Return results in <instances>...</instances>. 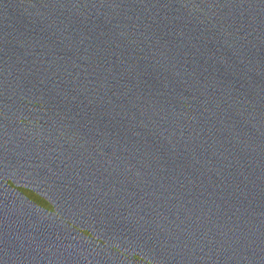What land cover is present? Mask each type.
<instances>
[{"label":"water","instance_id":"obj_1","mask_svg":"<svg viewBox=\"0 0 264 264\" xmlns=\"http://www.w3.org/2000/svg\"><path fill=\"white\" fill-rule=\"evenodd\" d=\"M0 264H264V0H0Z\"/></svg>","mask_w":264,"mask_h":264}]
</instances>
